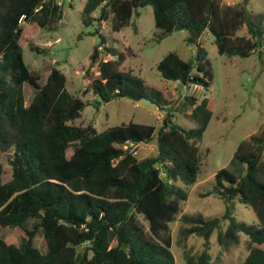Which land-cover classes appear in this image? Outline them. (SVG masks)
<instances>
[{
	"label": "trees",
	"instance_id": "1",
	"mask_svg": "<svg viewBox=\"0 0 264 264\" xmlns=\"http://www.w3.org/2000/svg\"><path fill=\"white\" fill-rule=\"evenodd\" d=\"M247 1L237 6L223 0H85L80 18L87 25L108 21L118 31L136 8L151 5L156 28L164 34L185 30L187 42L195 45L192 59L166 53L156 64L161 76L207 88L212 71L199 42L205 31L220 54L247 57L256 52L264 66V26L248 12ZM56 11L51 0H0V155L13 149L6 178L0 161V228L22 232L20 238L13 233L0 237V264H174L170 224L187 199L177 182L188 186L197 180L208 99L184 97L191 105L185 115L197 123L192 129L172 122L168 111L157 130L155 154L142 159L123 145L149 142L154 125L129 121L98 131L92 123L74 124L90 103L72 94L57 106L64 73L56 66L47 73L29 69L19 44L25 23L45 28ZM243 26L246 36L237 34ZM102 48L117 58L101 59ZM123 60L100 34L89 57L98 74L92 78L85 73L99 97L95 101L124 97L155 102L140 77L120 68ZM25 84L33 92L28 104ZM234 157L244 164L242 172L218 170L208 192L224 200L222 215L179 217L184 264H210L211 236L227 250L239 233L246 235L248 249L241 264H264V129L242 140ZM233 199L252 209L254 223L236 220ZM29 219L33 223L27 227ZM221 220L224 228H219ZM191 235L203 239L198 253L185 247Z\"/></svg>",
	"mask_w": 264,
	"mask_h": 264
},
{
	"label": "rangeland",
	"instance_id": "2",
	"mask_svg": "<svg viewBox=\"0 0 264 264\" xmlns=\"http://www.w3.org/2000/svg\"><path fill=\"white\" fill-rule=\"evenodd\" d=\"M84 1L51 0L57 11L50 15L45 28H40L33 22L25 23L23 36L19 39L24 62L31 70L47 73L52 66H56L64 73L66 83L56 101L57 106H63L67 97L72 94L90 103L83 108L74 124L92 123L98 131L129 121L154 125L156 129L153 139L140 143L134 154L138 159L151 156L156 152L157 130L168 111L172 114V122L182 128L192 129L197 126L195 121L185 115L190 111L191 105L184 101L187 96L184 95L183 84L163 78L156 68L160 59L170 51L176 52L184 60L192 59L195 45L187 42L185 30L164 34L161 29L156 28L151 5L136 8L129 23L118 31H112L108 21L84 24L80 18ZM223 1L242 5V0ZM245 7L254 18H260L264 26V0H248ZM100 34L105 36L106 46L123 54L124 60L120 68L130 70L140 77L155 102L146 99L134 101L124 97L108 102L95 101H99V97L93 93L85 73L92 78L98 74L96 66H90L89 57L93 47L100 43ZM237 34L246 36L247 28L241 27ZM199 42L207 51L212 79L207 88H197L191 97L197 102L206 97L210 116L198 143L200 165L197 180L188 186L177 182L187 191V199L181 204V212L176 220L170 224V249L174 255V264H184L183 247L178 242L180 215L201 214L206 218L222 215L224 200L214 194L208 195L214 185V175L222 168L236 174L241 173L245 166L234 157L237 145L264 129V66L257 53L247 57L220 54L214 37L208 32L202 34ZM114 57L117 58V55ZM114 57L104 48L101 49V59ZM23 93L25 103L28 104L33 92L25 84ZM12 153L11 148L7 154L0 155V161L5 164V178L9 171L6 160ZM231 204L237 221L245 224L256 221L250 207L237 199H233ZM32 223L33 219H29L26 226L29 227ZM225 225L226 222L221 220L219 228H224ZM11 233L18 238L22 235L19 229L0 228L1 238ZM246 240V235L239 233L238 242L227 250H222L213 234L210 238V264H241L248 253ZM202 242L201 237L191 235L184 243L188 251L198 253L202 249ZM260 246L264 248V244ZM39 249L42 251L44 246Z\"/></svg>",
	"mask_w": 264,
	"mask_h": 264
},
{
	"label": "built area",
	"instance_id": "3",
	"mask_svg": "<svg viewBox=\"0 0 264 264\" xmlns=\"http://www.w3.org/2000/svg\"><path fill=\"white\" fill-rule=\"evenodd\" d=\"M23 22V16H21L19 18V24H21ZM184 89H185V96L187 97H191L194 95V92L197 88H202L199 84L194 83V82H188L187 84L183 85ZM173 117H171L172 120ZM140 143H134V142H125L123 145L124 149H127V151L129 153H131L132 155H134L136 153V150L138 148Z\"/></svg>",
	"mask_w": 264,
	"mask_h": 264
},
{
	"label": "crops",
	"instance_id": "4",
	"mask_svg": "<svg viewBox=\"0 0 264 264\" xmlns=\"http://www.w3.org/2000/svg\"><path fill=\"white\" fill-rule=\"evenodd\" d=\"M205 32H207V31H205ZM199 41H200V39H199Z\"/></svg>",
	"mask_w": 264,
	"mask_h": 264
}]
</instances>
